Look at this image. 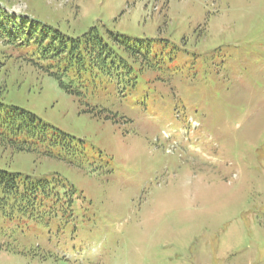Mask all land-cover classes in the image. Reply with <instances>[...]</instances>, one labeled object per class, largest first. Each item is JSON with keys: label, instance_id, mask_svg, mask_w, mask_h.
<instances>
[{"label": "rangeland", "instance_id": "1", "mask_svg": "<svg viewBox=\"0 0 264 264\" xmlns=\"http://www.w3.org/2000/svg\"><path fill=\"white\" fill-rule=\"evenodd\" d=\"M0 12L72 38L95 27L136 75L122 94L106 78L72 94L0 28V101L83 158L0 145V169L75 189L57 186L34 217L0 205V264H264V0H0Z\"/></svg>", "mask_w": 264, "mask_h": 264}, {"label": "trees", "instance_id": "2", "mask_svg": "<svg viewBox=\"0 0 264 264\" xmlns=\"http://www.w3.org/2000/svg\"><path fill=\"white\" fill-rule=\"evenodd\" d=\"M13 18H7L4 12H0V28L9 35L8 42L21 47L20 53L29 63L53 76L67 92L82 96L88 85L92 84L91 88L96 90L102 84V79L106 78L114 81L122 94L123 83H135L136 75L129 77L128 81L124 79V74L132 72V68L110 48L95 27L72 38L58 30L49 33L45 25H41L38 30L39 24L30 21L28 27L25 19L17 22L12 21ZM119 43L124 44L134 57L137 54L147 57V52L142 53L141 47L131 46L126 40ZM0 145L15 151L45 155H53L52 148L60 146L69 163L79 164L78 159H83L82 148L72 145L70 136L61 132H49V127L40 123L33 113L14 105H5L1 101ZM59 157L63 156L59 154ZM53 181H34L29 177H21L19 173L0 169V205L3 207L10 204L19 211L28 210L34 217L40 209L54 207L60 200V195L54 194L57 186H62L67 192L74 194L73 186L61 178H54Z\"/></svg>", "mask_w": 264, "mask_h": 264}]
</instances>
